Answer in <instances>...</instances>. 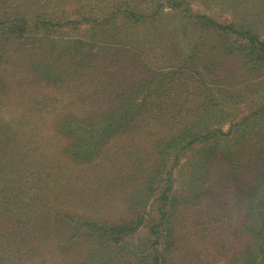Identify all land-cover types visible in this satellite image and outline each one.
<instances>
[{
    "label": "rangeland",
    "instance_id": "rangeland-1",
    "mask_svg": "<svg viewBox=\"0 0 264 264\" xmlns=\"http://www.w3.org/2000/svg\"><path fill=\"white\" fill-rule=\"evenodd\" d=\"M29 1L7 0L6 4L7 7L20 2L27 5ZM169 1L34 0L29 3L34 11L39 6L38 9H41L42 12L66 20L68 18L74 20L80 13L90 11L102 15L120 7L125 12L129 8L149 12L158 6L161 9L158 16L148 18L145 23L137 24L131 28L126 25L127 21L124 15L117 14L110 24L99 25L97 22H92L74 29L65 26L53 29V32L48 35L50 38L54 36L57 39L74 40L82 39L84 36L85 54L90 52L95 45L96 47L105 46L100 57L101 59L104 57L108 61L120 53L122 55L127 52L136 53L144 60H150L154 67L157 66L154 71V73L157 72L156 76L154 75L155 78H159L160 82L164 83V85L159 84L160 82L155 83L151 86V90L154 92L156 89L155 95L162 88L163 90L167 89L168 92L165 94V98L161 99V101L165 100L167 104H170L171 107L167 108H170L168 111L172 110L167 124L180 119L179 115H176L179 106L185 104L198 106L207 102L209 103L208 108L204 112L199 110V116H196L198 118L193 122V126L190 121L189 126L202 131L205 130L203 129L205 126L221 127L224 132H227L231 126V120L240 121L244 115L251 112L250 109L256 107L257 104L264 103V80L261 79L262 77L247 75L241 69V58L228 56L221 51L218 53L216 49L213 51L211 47L214 43L219 44L221 36L215 30H204L199 21L189 20L186 16L179 17V14L170 9ZM183 1L185 2L183 5L191 7L195 14L207 15L220 23H234L238 27L249 26L261 38H264V0ZM185 22L189 28V34L186 36L183 35L181 28ZM124 26L127 29L125 31L123 30ZM118 31H121L120 34L117 33ZM92 33H96V35H92ZM196 41L205 43L204 45L200 44V56L216 61L213 74L209 75L213 81L207 82V84H180V80L174 77L171 72L175 70L174 67L182 64L183 59L190 53V46ZM47 44L50 45V42L47 43L45 39L41 49L50 53ZM57 45L52 51L54 55L60 51L64 52L62 51L64 48ZM69 46L65 47L66 50ZM22 65L23 72L28 74L29 72ZM88 73L90 74L89 71ZM89 74L87 76H91ZM29 78L28 75L23 76V81L27 79V82H31L32 91L30 94L42 93L43 91L37 89L38 83ZM139 79L138 77L137 80ZM14 80L16 79L11 73L9 81L12 83L8 85L4 101L0 102V119L3 120L14 117L15 111L18 113L27 105L25 93H28L29 89L24 90L27 85L22 82L19 84ZM89 80L86 76L78 78L77 81H81L80 84L85 82L83 89H80L76 82H72L69 87L57 90L46 88L44 93L54 95L58 99L55 105L60 108L70 100L66 98L67 94L64 93V89L66 91L70 88L71 93L68 94L74 97L79 92L83 93L86 90L85 97L88 100L86 103L91 107H97L108 97L105 90L109 88L103 87L101 81L95 84ZM243 82H251L252 85L244 91L242 87L245 83ZM216 86L222 91L227 90L225 96L222 91L218 92L221 99L220 96L215 97L216 93L213 88ZM98 90H100L99 96L97 95ZM144 92L143 90L142 94ZM19 100H23L24 104L18 103ZM216 102L221 106L215 107L214 103ZM218 108L223 111H216ZM26 114L30 116L24 128L26 131L31 126H35L37 128L33 131L34 135L41 131L40 136L48 134L54 137L55 143H60L57 136L51 133L50 125L46 126L45 122L48 120H42L46 126L44 128L42 121H39L34 112L27 113L26 111ZM171 118L174 120L172 121ZM263 121L251 124L246 131L240 132L243 134L238 139L240 142L237 143V148L241 165L236 170L231 165V161L225 157L211 161L207 170L200 168L198 164L192 169L190 161L197 154L194 150L186 153L187 155L180 154L178 159H174V151L167 152L164 156H157L162 160L161 163L158 162L155 163L156 165L150 166L151 156L145 153L149 136H145L143 132L127 133L123 135L120 142L119 140L112 143L110 141L107 149L103 151L102 159L91 164H71L56 155L59 160L56 164L60 169H55L51 177L43 183L37 184L38 187L32 193L34 197L28 194L20 199L13 194L8 195L9 202H12L9 206L12 213L10 214L11 210L5 211L0 219V264H62L63 254L59 253L57 244L60 240L66 241L69 234H72L73 227H70L67 232L61 228L67 222L70 224L71 216L77 217L82 213L87 216L116 221L120 218L130 217L129 207L136 210L135 213L138 217L144 212V222L135 229L133 237L128 239L123 246L106 247L100 250L98 256H103L102 264H146L153 239L149 227L160 218L157 211L160 202L157 201V198L167 186L165 180L168 178L169 172H172L173 187L169 194L168 211L173 209L175 214L176 236L174 238L173 235V244L168 246L167 250V244L159 246L162 251L163 264H246L245 259L249 257L247 247L250 241L247 233L243 232V228L239 225L244 207L241 203L242 198L237 194L240 190L238 187H241L243 192L241 191L242 194H240L244 197L246 185L259 179L258 175L261 169L258 164L251 161L256 148L252 143L255 140L263 141ZM155 126L153 129L157 130L158 126ZM40 146L43 152L50 153L48 158L55 156L54 153H51L55 149L52 150L47 142ZM188 159L189 161H187ZM136 160L142 162L140 166L142 169L139 170L138 177L133 175L130 179L129 177L138 168ZM140 172L142 173L140 174ZM143 173L147 176L145 180L142 179ZM147 180L152 182L151 186H156V191H149L150 185L146 184ZM49 183H51L52 192L46 198L41 189ZM3 193L6 194V192ZM137 195H141V198L145 199L146 204L144 203L142 209L131 201ZM54 199L57 201L55 202ZM128 200H130L129 203ZM174 202L177 204L172 208ZM17 204L19 208L16 207ZM55 220L59 223L56 224ZM30 240H32L31 246L27 245ZM28 246L31 249H28ZM245 251H247L246 254H244ZM253 257L255 256H250V262H254Z\"/></svg>",
    "mask_w": 264,
    "mask_h": 264
},
{
    "label": "trees",
    "instance_id": "trees-1",
    "mask_svg": "<svg viewBox=\"0 0 264 264\" xmlns=\"http://www.w3.org/2000/svg\"><path fill=\"white\" fill-rule=\"evenodd\" d=\"M6 1L0 0V102L4 101L8 85L12 83L9 81L11 73L16 79L14 81L27 85L24 90L29 89V92L25 93L27 99L25 107L18 109V113L15 111L14 117L6 120L0 119V219L5 211L11 210L9 206L12 202H9V194L20 197V199L24 195H32L38 187L37 184L43 183L51 177L55 169H60L56 164L59 161L56 155L71 164H91L102 159L103 151L107 149L110 141L111 143L117 140L120 142L123 135L127 133L143 132L145 136H149L145 153L151 156L150 166L158 162L161 163L162 160L157 156H164L167 152L174 151V159H178L180 154L187 155L186 153L194 150L197 154L190 161L192 169L198 164L200 168L207 170L211 161L224 159V157L231 161L235 170L239 168L241 162L237 143L240 142L238 139L243 134L240 132L246 131L251 124L264 120V103L257 104L258 106L250 109L251 112L244 115L240 121L231 120V126L227 132H224L221 127L205 126L203 128L205 130L199 129L201 130L199 131L197 128L189 126L190 121L193 126V122L198 118L196 116H199V110L204 112L208 108L209 103L207 102L198 106L188 104L183 105L184 107L179 106L176 115H179L180 119L176 121L171 118L172 121L174 120L173 123L167 124L172 110L168 111L170 108H167L171 107L170 104H167L165 100L161 101V99L165 98L164 96L168 92L167 89L163 90L162 88L163 92L160 90L155 95L156 89L154 92L151 90V86L159 83L160 80L155 78L157 72L154 73V71L157 66L154 67L150 60H144L136 53L127 52L122 55L120 53V56L112 57L108 61L104 57L103 59L100 57L105 46L96 47L95 45L90 52L85 54L84 36L82 39L74 40L57 39L54 36L50 38L48 35L53 32V29L65 26L74 29L92 22H97L99 25L110 24L117 14L124 15L127 21L126 25L131 28L137 24L145 23L148 18L158 16L161 10L158 6L149 12L130 8L125 12L120 7L102 15L90 11L80 13L74 20L71 18L66 20L42 12L41 9H38L39 6L34 11L29 3L34 0H30L27 5L20 2L10 7H7ZM168 3L170 9L179 14V17L186 16L189 20L199 21L204 30H215L221 36L219 44L214 43L211 47L213 51L216 49L218 53L221 51L228 56L241 58V69L247 75L262 77L261 79L264 80V38H261L251 27L246 25L238 27L234 23H220L207 15L195 14L191 7L183 5L185 3L183 0H170ZM31 11L33 13H30ZM181 28L184 36L189 34L186 22L182 24ZM123 30H127L125 26ZM120 32L117 33L120 34ZM92 35H96V33H92ZM45 39L47 43L50 42V45L47 44L50 53L41 49ZM57 44L64 48L62 50L64 52L60 51L54 55L52 51L58 46ZM200 44L204 45L205 43L203 41L193 43L190 46V53L183 59L182 64L174 67L175 70L171 72L174 77L180 80V84H207V82L213 81L209 75L213 74L216 61L200 56ZM67 46L69 47L66 50ZM21 65L27 69L28 74L23 72ZM88 71L91 76H87ZM22 74L28 75L30 80H35L38 83L37 89L43 92L30 94L32 91L31 82H27V79L23 81L24 75ZM81 76H86L90 79L89 82L95 84L101 81L104 83H102L103 87L109 88L105 90L108 97L97 107H91L86 103V101L88 102L85 97L86 90L83 93L79 92L74 97L68 94L71 93L70 88L66 91L64 89V93L67 94L66 98L70 100L60 108L55 105L58 99L54 95L44 93L46 88L57 90L69 87L72 82H76L79 88L83 89L85 82L80 84L81 81H77ZM138 77L139 80H137ZM243 83H245L242 87L244 91L252 85L251 82ZM143 90L145 92L142 94ZM213 91L216 93L215 97L220 96L221 99L218 92H221L222 89L216 86ZM222 92L225 96L227 90ZM99 94L100 90L97 92L98 96ZM18 103L24 104V101L19 100ZM203 105L205 106L203 107ZM214 106L221 105L216 102ZM219 110L223 111L221 108L216 111L219 112ZM26 111L27 113L34 112L39 121L48 120L45 122L46 126L50 125L51 133L57 136L60 143H55L54 137L48 134L40 136L41 131L34 135L33 131L37 128L35 126H31L26 131L24 128L30 118ZM42 123L46 128L44 121ZM155 125L158 126L157 130L153 129ZM255 135L258 136V134ZM255 141L252 143L256 148L251 161L258 164L261 169L258 175L259 179L246 185L244 197L241 195V191L243 192L241 187H238L240 190L237 194L242 198L241 203L244 207L239 225L243 228L242 231L247 233L250 241L247 247L249 257L245 259L246 264H264V139ZM45 142L50 145L52 150L55 149L54 152L50 151L56 157L48 158L50 153L41 150L40 145ZM56 151L57 154H55ZM137 163V171L132 173L130 179L133 175L138 177V172L142 169L140 168L142 162L138 160ZM171 173L169 172V176L165 180L166 188L160 192L157 198V201L160 202L157 206L160 218L149 227L153 239L146 264H163L162 251L159 246L167 244V250L168 246L173 244V235L174 238L176 236L175 214L173 209L168 211L169 194L173 187ZM143 175L145 176L144 173ZM144 176L143 180L147 177ZM147 181L146 184L150 185L149 191H156V186H151L152 182ZM50 184L41 189L46 198L52 192ZM32 196L34 197V194ZM131 201L134 205L137 204L140 209L145 203V199L141 198V195H137ZM129 202L130 200H128ZM176 204L174 202L172 208ZM16 207L19 208L18 204ZM129 210L131 211L130 217L120 218L116 221L87 216L82 213L77 217L71 216L70 224L68 222L64 224L65 226L62 224L64 227L61 228L67 232L70 227H73L72 234H69L66 241L60 240L57 244L59 253L63 254L62 264H102L103 256H98L100 250L109 246H123L128 239L133 237L135 229L144 222V212L138 217L135 213L136 210L134 211L132 207H129ZM55 222L59 223L57 220ZM31 242L32 240L27 245L31 246ZM30 246L27 248L31 249ZM246 253L247 251L244 252V254ZM251 255L255 256L253 257L254 262H250Z\"/></svg>",
    "mask_w": 264,
    "mask_h": 264
}]
</instances>
